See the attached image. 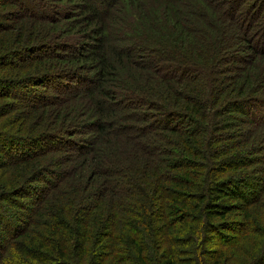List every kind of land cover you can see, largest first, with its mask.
<instances>
[{
  "label": "trees",
  "instance_id": "1",
  "mask_svg": "<svg viewBox=\"0 0 264 264\" xmlns=\"http://www.w3.org/2000/svg\"><path fill=\"white\" fill-rule=\"evenodd\" d=\"M113 1L0 0V264H264V0Z\"/></svg>",
  "mask_w": 264,
  "mask_h": 264
},
{
  "label": "rangeland",
  "instance_id": "2",
  "mask_svg": "<svg viewBox=\"0 0 264 264\" xmlns=\"http://www.w3.org/2000/svg\"><path fill=\"white\" fill-rule=\"evenodd\" d=\"M117 2H118L117 0L113 1V3H117ZM108 9H113V6L112 5L109 6ZM75 16H76V18L80 19L81 22H84L85 19L82 18V16H80V13H76ZM105 20H107V19L105 18ZM96 26H98V23H95V22H92V24H90V25L88 24L87 26L84 27L85 30H84L83 34L76 36V38L74 40H78L79 42H81L82 40L88 41L89 36L91 35V29L96 27Z\"/></svg>",
  "mask_w": 264,
  "mask_h": 264
}]
</instances>
